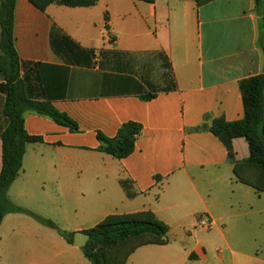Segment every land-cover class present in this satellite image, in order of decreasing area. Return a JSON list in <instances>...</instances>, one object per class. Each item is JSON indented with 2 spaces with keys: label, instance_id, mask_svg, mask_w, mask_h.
<instances>
[{
  "label": "crops",
  "instance_id": "obj_1",
  "mask_svg": "<svg viewBox=\"0 0 264 264\" xmlns=\"http://www.w3.org/2000/svg\"><path fill=\"white\" fill-rule=\"evenodd\" d=\"M53 25L94 51L90 67L56 55ZM14 36L27 97L51 103L78 131L25 113L27 133L42 142L26 145L8 191L13 204L42 216L30 205L51 203L62 215L98 218L92 227L109 215L152 212L168 225L169 242L138 248L126 264H264V193L234 174L248 143L233 139L231 158L211 132L218 120L244 117L241 83L264 72V2L99 0L41 12L17 0ZM5 98L0 91V172ZM128 122L143 128L133 154L100 152L97 133L113 138ZM174 230L185 232L181 241ZM0 264L92 263L56 230L13 213L0 226Z\"/></svg>",
  "mask_w": 264,
  "mask_h": 264
},
{
  "label": "trees",
  "instance_id": "obj_2",
  "mask_svg": "<svg viewBox=\"0 0 264 264\" xmlns=\"http://www.w3.org/2000/svg\"><path fill=\"white\" fill-rule=\"evenodd\" d=\"M17 0H0V75L5 84L0 91L6 95L3 113L7 124L1 133L2 169L0 172V226L8 214H25L42 225L56 230L69 244L74 243V235L60 230L53 221L13 204L8 191L23 167L26 145L42 142V138L31 136L25 129V113L32 112L51 119L56 124L78 131L77 123L66 113L58 111L49 102H38L26 95L24 81L20 77L21 61L15 47L14 13ZM36 9L45 12L50 5L70 8L92 7L99 0H27ZM152 2L153 0H142ZM264 0H255L260 6ZM50 43L53 51L70 65L90 67L95 53L75 43L56 25L52 26ZM264 50V46H263ZM244 117L236 122L218 120L211 132L226 145L232 158V140L244 138L248 143L250 156L234 167L236 178L256 191L264 193V72L241 83ZM149 93L144 99L154 98ZM142 125L135 122L123 124L115 137L109 138L97 133L99 151L121 160L135 151ZM122 186L129 193L126 183ZM169 227L152 212L109 215L100 223L84 231L89 235L82 248L85 257L92 264H126L129 257L145 245L168 244Z\"/></svg>",
  "mask_w": 264,
  "mask_h": 264
},
{
  "label": "rangeland",
  "instance_id": "obj_3",
  "mask_svg": "<svg viewBox=\"0 0 264 264\" xmlns=\"http://www.w3.org/2000/svg\"><path fill=\"white\" fill-rule=\"evenodd\" d=\"M56 203L59 204L58 201H56ZM30 206H32L36 211L43 212L41 213L43 214V218L53 221L57 227L59 225L64 232L73 234L74 237L78 232H80L77 228H91L99 220L98 218H93L91 215H74L72 212H70L69 215H62L60 213V210L57 207L53 206L51 203H49V205L42 204L41 207V205H39L37 202H33ZM187 234L188 232H186V235ZM170 236L172 240L181 241L183 236H185V232L180 230H174L170 233ZM222 249L225 250L223 244Z\"/></svg>",
  "mask_w": 264,
  "mask_h": 264
},
{
  "label": "water",
  "instance_id": "obj_4",
  "mask_svg": "<svg viewBox=\"0 0 264 264\" xmlns=\"http://www.w3.org/2000/svg\"><path fill=\"white\" fill-rule=\"evenodd\" d=\"M89 240V235L84 232H78L74 237V246L83 248Z\"/></svg>",
  "mask_w": 264,
  "mask_h": 264
},
{
  "label": "built area",
  "instance_id": "obj_5",
  "mask_svg": "<svg viewBox=\"0 0 264 264\" xmlns=\"http://www.w3.org/2000/svg\"><path fill=\"white\" fill-rule=\"evenodd\" d=\"M199 226L201 228H204L206 230H209L211 228V221L208 218H202L199 221Z\"/></svg>",
  "mask_w": 264,
  "mask_h": 264
}]
</instances>
